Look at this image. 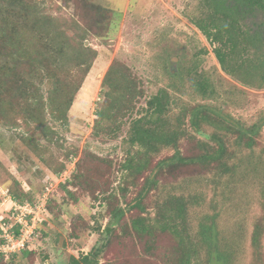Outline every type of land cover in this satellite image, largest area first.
Here are the masks:
<instances>
[{"label": "rangeland", "instance_id": "1", "mask_svg": "<svg viewBox=\"0 0 264 264\" xmlns=\"http://www.w3.org/2000/svg\"><path fill=\"white\" fill-rule=\"evenodd\" d=\"M32 1L41 14L52 20L42 19V32L57 37L59 46L66 47L62 53L55 52L57 62L53 68L58 76L59 70L62 75L69 73L65 89L72 92V104L67 122L53 119L49 108L53 81L46 79L40 86L37 79L35 87L44 103L37 112L42 122L18 117L13 123H0V224L18 223L22 218L23 223L30 225H15L21 227L20 234L27 230L30 233H26L29 238L25 248L32 252L22 257L17 251L16 264H70L71 256L78 258L89 253L100 246L114 207L124 209V227L134 218H144L154 228L158 237L157 259H151L153 254L139 259L137 255L144 251L148 237L140 241L135 232L124 235L123 228L115 224L116 236L100 256L101 264H163L160 255L176 247L178 240L174 229L161 230L167 222L168 226L179 224L177 230L199 245L202 264H206L204 254L212 242L229 264H264V259L254 262L252 244L255 225L264 217V86L243 85L221 69L211 45L189 20L198 0H88L107 10L103 16L96 15L97 7L92 11L86 8L85 0ZM107 15L108 20L103 18ZM80 26L88 27L81 36L94 52L85 78L81 76L83 71L74 66L81 59L76 46V42L83 41L79 37ZM47 41L43 48L49 56L51 46ZM113 63L120 64L130 79L129 87L136 96L133 111L118 117L120 129L115 137L104 132L95 135L97 112L108 103L104 93L113 88L103 86ZM197 74L212 83L215 93L210 97L203 99L198 93L194 83ZM50 76L55 80L54 75ZM161 89L171 96L165 117L173 129L183 131L178 148L185 157L199 152L198 140L207 141L190 125L189 116L183 115L192 106H211L234 125L261 124L260 135L254 136L252 147H245L235 135H228L224 167L168 165L167 158L176 152L170 147L151 155L146 168L130 176L123 165L143 150L130 144L131 122L142 116L148 99ZM58 95L62 98L61 93L55 97ZM38 102H33V108ZM203 130L210 136L214 132L208 126ZM208 143L217 145L213 139ZM78 170L92 189L95 183L102 188L91 192L89 188L69 187L79 200L76 203L64 194L62 185ZM147 182L154 185L143 196L141 208H137V196ZM101 190L106 193L101 194ZM20 191L27 196L22 203L15 199ZM110 194L116 199H111ZM178 198L186 208L183 218L172 220L170 202ZM22 214H32L33 221L24 220ZM79 217L86 222H80L75 237L73 226ZM210 228L216 234L212 240L201 234ZM261 246L264 253V230ZM11 253L4 254H15Z\"/></svg>", "mask_w": 264, "mask_h": 264}, {"label": "trees", "instance_id": "2", "mask_svg": "<svg viewBox=\"0 0 264 264\" xmlns=\"http://www.w3.org/2000/svg\"><path fill=\"white\" fill-rule=\"evenodd\" d=\"M85 1L86 8L91 11L97 7L96 15L103 16V13L107 11L93 5L88 0ZM47 17L40 13L36 3L32 0H0V123L11 121L13 123L18 117L27 122L28 120L42 122L40 121L42 117L37 112L44 108V103L43 96L39 95L38 89L35 87L37 79L40 80V86L44 84L46 79L53 81L52 94L49 96V108H51L52 117L57 121L67 122V113L72 104V92L65 89L68 87V84H65V79L68 78L69 71L67 72L68 75H62L63 71L59 70L58 76L55 72L56 67L53 68L57 62L55 52L62 53L66 47L59 46L57 37H51V34L49 37L42 32V19L52 21L51 18ZM105 17L103 18L108 20L109 15ZM189 20L207 39L221 69L228 76L246 86L252 84H258L259 87L264 86V0H198L195 11L189 15ZM86 28L88 27L80 26L79 30L82 34L79 37L83 41L76 42V46L81 59L74 64L79 71H83L81 73L83 78L87 76L90 69V59L94 56V52L86 47L84 38L81 36L86 33ZM38 33L39 39L37 41ZM75 36L77 37V35ZM46 41L51 46L49 56H47L49 52L43 48V43ZM50 75H54L55 80L53 77L50 78ZM36 76L40 77L36 78ZM196 77L194 83H196V89L203 99L215 93L212 83L200 79L199 74ZM129 80L123 67L113 63L103 83V86L109 85L113 88L112 91L104 93L108 103L97 112L98 120L94 125L93 132L95 135L104 132L107 136L115 137L120 129V123L117 122L118 117L123 118L133 111V99L136 96L133 95L132 88L129 87ZM58 93L62 94V98L59 95L55 97V94ZM31 100L35 104L39 101L35 108H33ZM170 100L171 96L168 91L161 89L148 99L146 108L141 112L142 116L133 118L130 128V144L143 148L140 151L143 153L139 152V155L129 158L124 163L123 168L129 171L130 176L136 175L146 168L151 155L157 154L161 148L170 147L176 152L167 158L168 165L191 166L200 169L204 167L207 169L213 164L224 167L228 154V135H235L236 140L245 147H252L255 144L254 136L260 135L261 124L256 123L248 127L234 125L230 122V118L223 117L211 106L206 104L192 106L185 109L183 115L189 116L190 125L207 141L198 140L199 152L185 157L181 155L178 148L183 131L173 129L165 117L169 112ZM107 122H110L111 125H106ZM204 126L214 129L211 136L205 134ZM210 139L215 140L217 145H210L208 143ZM161 163L166 164L165 161ZM93 185L92 189L87 184L82 171L78 170L66 178L62 190L69 199L78 203L76 194L69 187L81 188L82 190L89 188L91 192L96 188H102L98 183ZM153 185V182H147L143 192L138 194V200L135 204L137 208H141L143 196L150 191V186ZM100 192L105 194L106 190ZM26 197V194L20 191L15 199L22 203L25 202L24 198ZM110 198L116 199V196L110 194ZM185 208L186 205L181 198L173 199V202H170L172 215L168 217L172 220L173 218H183ZM50 211L53 212V208ZM125 215L123 208L114 207L110 212V221L104 229L100 246L94 247L89 253L82 254L78 258L71 256L70 264H101L100 256L106 251L112 238L116 236L115 229L117 227L123 228L121 231L124 235H132L135 232L140 241H144L148 237L144 243V251L137 256L139 259L145 260L147 257L155 255L151 259H157L156 255L159 249H157L156 241L158 237L155 235L154 228L148 225L144 218H134L128 227H124ZM80 222L85 223L86 220L79 217V221L73 226L72 235L75 237L80 231ZM20 228L17 226L13 230L15 235L20 234ZM161 228L165 231L174 229L173 232L178 238L176 247L160 255L163 264H202L199 245L186 233L177 230L179 224L174 223V225L168 226L167 222L162 224ZM89 229L93 228L89 227ZM99 229L96 228L95 231H99ZM263 230L264 217L256 223L252 236L255 263L264 259L261 246ZM213 231L210 228L202 231L201 234L204 238L212 240L216 236ZM208 245L209 248L205 251L206 255L204 254L206 264H229L228 258L222 255L218 246H215L213 242ZM19 253L22 254V257H28L32 252L25 248ZM18 257L17 253L10 256L0 253V264H16ZM102 264L110 263L104 262Z\"/></svg>", "mask_w": 264, "mask_h": 264}, {"label": "built area", "instance_id": "3", "mask_svg": "<svg viewBox=\"0 0 264 264\" xmlns=\"http://www.w3.org/2000/svg\"><path fill=\"white\" fill-rule=\"evenodd\" d=\"M22 217H24L23 218L24 220L33 221L32 214L26 216H23L22 214ZM21 220L22 218H19V220H17L18 223L17 222L7 223L8 221H4L3 225L0 224V253L2 254L6 252L17 253V251H22L25 249L26 241L29 238L26 237V233L30 235V233H28V230L26 231V233L22 232V234H19L18 236L15 235V233L13 232V230L15 229V225L17 224L20 225L21 227L23 225L24 227L30 228V225L28 223H23V221Z\"/></svg>", "mask_w": 264, "mask_h": 264}]
</instances>
